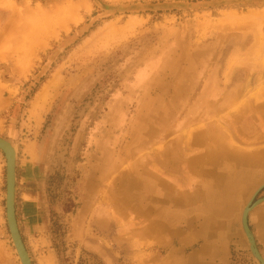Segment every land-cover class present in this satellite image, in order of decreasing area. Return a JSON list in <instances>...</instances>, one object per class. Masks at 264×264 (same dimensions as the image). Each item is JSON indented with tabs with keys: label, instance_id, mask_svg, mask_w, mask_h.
I'll return each instance as SVG.
<instances>
[{
	"label": "rangeland",
	"instance_id": "obj_1",
	"mask_svg": "<svg viewBox=\"0 0 264 264\" xmlns=\"http://www.w3.org/2000/svg\"><path fill=\"white\" fill-rule=\"evenodd\" d=\"M0 137L37 165V264H259L240 218L264 170L221 244L198 199L264 162V0H0ZM1 224L0 264H22Z\"/></svg>",
	"mask_w": 264,
	"mask_h": 264
},
{
	"label": "bare ground",
	"instance_id": "obj_2",
	"mask_svg": "<svg viewBox=\"0 0 264 264\" xmlns=\"http://www.w3.org/2000/svg\"><path fill=\"white\" fill-rule=\"evenodd\" d=\"M211 139L212 138H210L208 141V143H210V147L208 148V151L205 154V156H203L202 160L200 161L201 163L198 161V165L202 166L203 174L207 173L212 176L214 174L216 176V167L219 164L218 162L220 161V159H223L225 155H223V151L221 150L222 148H219V145L218 146L216 145L217 144L216 142H218V140H216L215 142V139L213 140ZM237 161L241 165V176L242 177L239 180L237 181L235 180L234 182L228 181L225 184L219 183L216 186L214 184H207L204 186V188H201V193H200V197L198 200L203 205L202 210L204 211L205 216H204V221L202 223V226L199 230H201V234H200L201 237L204 238L205 240H208V241L218 240L220 244L222 243V241L224 242V239H226L227 235L229 234L230 227L233 223L232 215L234 214V210L236 208V203L230 197V194L240 191L243 195L247 191V187L243 186V183L246 180L249 182L250 179L248 178L251 176L250 173L253 174V172L255 171L258 172V170H264V162L252 161V163H248L243 158H241V160L237 159ZM226 163L227 162L225 160L224 164L226 165ZM256 176L257 175L250 177L252 182L255 181ZM147 182L149 184L151 183V186H155L156 184V182L151 179H149V181ZM140 185L139 186L137 185V187H140ZM196 193L198 194V192ZM261 202H264V200ZM261 202H258L255 205H252L250 212L254 210L255 208H257V206ZM251 203H254V200L252 197L249 199L245 207L249 206ZM261 207L264 209V205ZM261 211H264V210H261ZM242 214H243V211H242ZM242 214H241L240 221L242 219ZM256 217H257V214L255 218ZM257 218H258V225H259L258 228L260 229L259 231L261 232L260 237L264 240V212L260 216L258 215ZM242 231L244 232L243 227H242ZM249 247H250V243H249ZM209 250L212 252L215 250V248L212 246ZM255 259L259 262V264H264L263 256H262L263 262L259 261L257 258Z\"/></svg>",
	"mask_w": 264,
	"mask_h": 264
},
{
	"label": "crops",
	"instance_id": "obj_3",
	"mask_svg": "<svg viewBox=\"0 0 264 264\" xmlns=\"http://www.w3.org/2000/svg\"><path fill=\"white\" fill-rule=\"evenodd\" d=\"M3 173L4 170L0 168V229L2 221L5 218L7 220V214L5 216L7 183ZM15 207L22 239L33 264H37L34 259L37 256V243H50V240L45 234L43 212L37 199V165L32 160H22L19 155H17L16 163ZM43 253L45 256L46 254L51 256L50 249H44Z\"/></svg>",
	"mask_w": 264,
	"mask_h": 264
},
{
	"label": "water",
	"instance_id": "obj_4",
	"mask_svg": "<svg viewBox=\"0 0 264 264\" xmlns=\"http://www.w3.org/2000/svg\"><path fill=\"white\" fill-rule=\"evenodd\" d=\"M0 150L4 153L6 158V183H7V196H6V214H7V223L9 231L11 234L12 241L16 248V251L19 255L22 264H33V261L27 251V248L22 239L21 233L19 231L17 218H16V163H17V152L12 144L2 137H0ZM264 187V185L262 186ZM260 187L257 192L262 188ZM260 199L254 203H251L249 206L245 207L242 214V227L245 235L248 238L250 243V249L255 258L263 262L262 256L258 250L255 237L250 228L248 222V216L252 205H255L258 202L263 201Z\"/></svg>",
	"mask_w": 264,
	"mask_h": 264
}]
</instances>
